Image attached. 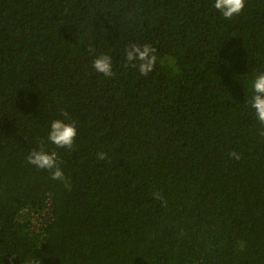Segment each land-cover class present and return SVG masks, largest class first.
I'll return each instance as SVG.
<instances>
[{
  "label": "trees",
  "instance_id": "obj_1",
  "mask_svg": "<svg viewBox=\"0 0 264 264\" xmlns=\"http://www.w3.org/2000/svg\"><path fill=\"white\" fill-rule=\"evenodd\" d=\"M131 44L156 49L147 77ZM260 72L264 0L231 20L214 0H0V264H264ZM58 119L73 150L47 140ZM41 146L70 187L28 163Z\"/></svg>",
  "mask_w": 264,
  "mask_h": 264
},
{
  "label": "clouds",
  "instance_id": "obj_2",
  "mask_svg": "<svg viewBox=\"0 0 264 264\" xmlns=\"http://www.w3.org/2000/svg\"><path fill=\"white\" fill-rule=\"evenodd\" d=\"M245 7L246 0H214L215 10L228 20L241 15ZM125 57L127 63L134 68H138L139 73L145 77L154 71L157 62L156 49L150 44L142 46L131 44L125 51ZM93 68L106 78H111L114 75L112 60L109 55L102 54L98 56L93 61ZM250 87L253 90V95L249 104L254 110L256 119L261 127L260 134L264 136V72L255 75ZM63 115L66 118L68 117L66 112ZM76 137L77 129L75 123H65L63 120L58 119L51 123L47 140L56 148L73 150ZM96 155L99 160L107 159V153L103 151L98 152ZM229 155L237 161L241 159L240 154L235 151L229 153ZM27 160L29 164L36 168L49 171L53 180L62 181L66 187H70L60 167L61 162L56 151L48 153L41 146L40 150H33ZM155 198L162 199L159 194H155Z\"/></svg>",
  "mask_w": 264,
  "mask_h": 264
}]
</instances>
